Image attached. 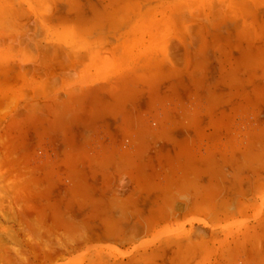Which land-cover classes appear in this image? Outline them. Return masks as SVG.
<instances>
[{"label":"rangeland","instance_id":"1","mask_svg":"<svg viewBox=\"0 0 264 264\" xmlns=\"http://www.w3.org/2000/svg\"><path fill=\"white\" fill-rule=\"evenodd\" d=\"M182 1L200 12L190 37L131 40V60L166 56L160 91L135 83L111 106L99 78H126L130 59L99 74V0H0V264H189L149 250L200 238L214 206L198 264H264V0ZM157 97L156 123L180 132L115 148Z\"/></svg>","mask_w":264,"mask_h":264},{"label":"crops","instance_id":"2","mask_svg":"<svg viewBox=\"0 0 264 264\" xmlns=\"http://www.w3.org/2000/svg\"><path fill=\"white\" fill-rule=\"evenodd\" d=\"M231 3H236V1ZM240 3H245V1L241 0ZM98 11H96L95 14L99 16V28H97V30L99 29L100 38L99 74H101L102 70L107 67L104 66L106 63L109 62L108 67H111V70L114 71L116 67H119L121 59L130 57L132 38L138 36L165 38V43L168 41L167 38L169 37L178 38V40H185V37H190L192 35L191 31L193 30V25H189L188 23L197 22L200 15L199 9L190 8V10L186 11L184 9V3L182 0H99ZM206 34L210 37L207 32ZM168 64L169 63L166 56L162 50L159 49H155L149 54L142 56L141 60H137L136 58L133 60L130 59L129 61L127 60L126 68H130V71L126 78L113 77L112 75L99 78V100H102L101 98L104 97L108 98L111 102L110 105L113 106L115 95L119 94V96H121L122 93L123 99L127 98L123 101L130 102V98L127 97L129 94L128 90L134 91L136 84L138 86L144 84L146 91H148L150 88L151 91H160L164 81L168 78V72L166 71L169 66ZM139 69L141 70V75L137 76V70ZM172 71L173 70L171 69V72ZM148 78L149 80H147ZM147 83H151V85L146 87L145 84ZM107 84L110 88H106L104 91V87L105 85L107 86ZM174 84H177V82ZM138 89L140 88L135 89V92ZM165 100L166 99L164 98L157 97V99H155L153 102V108H151V111H148L146 106L140 108L138 112L135 111V115L148 118L149 123L143 125L140 123L137 124L135 121L133 126H127L121 129L118 128L117 130H119V132L127 134V139L119 146L114 142H111L112 145H115V148L121 147L134 149V151H136L140 148L146 149L156 147V145H159L161 142L162 145L165 143L167 144L168 142L165 139H160V142L156 141V139H153V134H167L171 131H176V133L180 132L178 131L179 128L176 129L167 126L166 122L168 121H163V125L156 123L158 119H162L163 117L165 118L166 115H168L162 110L156 109L157 104ZM164 104V102L161 104V108L164 106ZM119 113L120 111L113 112L111 109L104 112L103 116L117 117ZM119 115H121V113ZM151 118L155 122L154 125L150 123ZM103 131L104 129L101 126L99 132ZM134 134H137V136H134L133 140L131 138ZM137 137H142L143 139L137 140ZM230 141L231 140H229V142ZM176 143L178 142L176 141ZM135 156L137 157V154H135ZM133 160L135 162L136 158ZM135 173L133 174L134 176L130 178V180L139 181V177H136ZM145 180L146 179L144 178V181ZM128 191H130V188H128ZM144 194L145 192H141L139 196H145ZM134 202H136L135 199ZM219 211L221 212L223 210L218 208V206L212 207L204 218L205 222L194 225L195 227H200L206 231L205 233H201L200 238H194L190 243H186L182 237L177 238L173 236H166L162 239L159 245L150 248L149 252L151 254L158 253L162 255L165 253V244H172V253L175 252L176 254H181L185 262L189 259V264H198L200 257L199 249H207V251L201 250L203 253L207 252V255L209 253L208 251H210V248H213L211 241H213V239H217V232L212 231L209 228H211V224L216 223L217 217L215 218V214ZM173 218L174 219L171 222L177 223L180 222L184 216L173 214ZM168 222L159 223L158 225H155L153 229L161 230ZM188 228L192 229V225H190ZM188 235L192 238L190 233ZM173 260L174 259L171 258V261Z\"/></svg>","mask_w":264,"mask_h":264},{"label":"bare ground","instance_id":"3","mask_svg":"<svg viewBox=\"0 0 264 264\" xmlns=\"http://www.w3.org/2000/svg\"><path fill=\"white\" fill-rule=\"evenodd\" d=\"M5 251V250H4ZM17 252V251H16ZM4 254V253H3ZM23 260V259H22ZM25 260V259H24Z\"/></svg>","mask_w":264,"mask_h":264}]
</instances>
